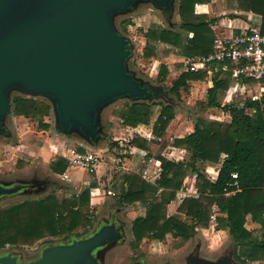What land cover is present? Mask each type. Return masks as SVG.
I'll list each match as a JSON object with an SVG mask.
<instances>
[{
	"label": "trees",
	"instance_id": "obj_1",
	"mask_svg": "<svg viewBox=\"0 0 264 264\" xmlns=\"http://www.w3.org/2000/svg\"><path fill=\"white\" fill-rule=\"evenodd\" d=\"M207 1H179L182 31L173 32L159 23L151 22L143 32L146 37L143 56L156 57V43H168L184 56L212 52L214 34L209 23L213 19L196 13L194 9L196 3ZM238 6L261 16L260 31L264 33V0H238ZM130 21H122L123 29ZM167 74V66L161 63L156 80L164 81ZM203 75L201 71H184L172 81L170 91L180 97L181 87L188 89L192 81L201 79ZM243 80L252 81L248 78ZM260 82L264 86V76ZM229 84L230 78L221 77L219 69L212 77V86L207 88L206 102H198L197 105L201 108H221L230 114V121L198 117L194 120V130L175 140V145L183 146L191 152L188 164L197 178L198 194L183 197L177 207L178 212L185 214L183 219L178 214L167 216L166 205L182 187L184 163L159 157L161 173L154 182L144 179L140 173L121 174L119 202L128 205L138 201L145 208L144 216L132 220L133 238L129 248L133 257L143 254L140 249L143 238L163 240L169 233L186 240L197 231L196 227H206L211 204L215 202L219 210L225 213L224 216L216 217L215 227L227 228L234 242V257L239 260H260V264H264V90L258 97L239 98L221 104L219 94ZM14 104L15 116L36 120L40 130L48 127V123L43 120L48 114V106L44 102L18 97ZM157 106L159 111L153 123V131L160 135L174 115L173 108L168 104L143 101L124 103L114 114L126 125L147 124ZM204 140L214 141V144L205 147ZM131 143L148 149L143 138L134 137ZM223 153L225 157L214 181L207 179L195 166L197 161L216 163ZM67 164L65 158L59 157L51 161L50 166L55 172L62 173ZM231 172L237 173L234 185ZM227 191L232 192L226 194ZM88 201L89 187H86L79 195L58 197L51 194L44 199L26 200L1 208L0 247L5 244L32 245L45 235L66 238L72 233L85 231L94 217L88 208ZM247 213L260 223L259 230L246 229L244 222Z\"/></svg>",
	"mask_w": 264,
	"mask_h": 264
},
{
	"label": "water",
	"instance_id": "obj_2",
	"mask_svg": "<svg viewBox=\"0 0 264 264\" xmlns=\"http://www.w3.org/2000/svg\"><path fill=\"white\" fill-rule=\"evenodd\" d=\"M179 1L0 0V136H9L6 121L14 115L11 92L15 96L45 98L49 114L54 117L52 135H76L91 146L107 142L101 115L118 101H162L177 108L173 94L129 66L136 45L121 24L116 25L115 17H132L143 6H149L176 29L180 26L174 20ZM35 182L22 178L0 181V197ZM101 220L83 234L39 250L2 246L0 264H101L100 251L125 237L116 218ZM194 239L197 244L184 260L178 258L177 264H241L234 258L232 245L207 255L201 237L195 235ZM18 248L30 258L20 260L12 251ZM163 259V264H172L167 257ZM130 264L148 263L139 257Z\"/></svg>",
	"mask_w": 264,
	"mask_h": 264
},
{
	"label": "crops",
	"instance_id": "obj_3",
	"mask_svg": "<svg viewBox=\"0 0 264 264\" xmlns=\"http://www.w3.org/2000/svg\"><path fill=\"white\" fill-rule=\"evenodd\" d=\"M214 2L215 1L213 0L199 2L196 3L194 7L196 13L205 14L208 18L213 19V21L209 23V26L214 34V39L217 35L237 34L241 29L248 26L260 27L261 16L250 10H244L243 8H240L238 6V0H233V6H223L220 4V6L217 4L213 5ZM255 15L257 16V19L255 22H253ZM143 16H150L151 20H149L147 23H135L137 18H141ZM129 20H131L130 23L126 24L124 29L122 26L121 27L123 31L131 37L132 42L136 45L134 49V57L137 59V61L139 60L141 62L140 64L146 63L148 69L151 67L150 73L147 71L146 74L142 70V76L149 79L151 82H156L157 84L161 85L164 90H168V93L173 94L177 100V103L179 104L177 108H173L171 104H168L173 108L174 115L169 120L163 132L158 135L153 131V123L159 111L156 109L158 106L154 109V114L147 124L139 123L135 126H131L124 124L122 119L114 114V111L120 105L128 103L126 101H118L113 107H110L105 111L103 121H101V125L104 127L108 138L106 143L101 142L98 146H91L76 135L69 134L54 136L51 134V138L57 141L58 144H51V148L54 149L55 152L53 155H51V160L47 161L43 156H41L43 161L40 163L42 168L41 172L44 174L42 175V178L37 177L39 176V174L36 173L37 169L35 170L32 167L34 159L30 162L23 163L20 168H15L16 170L13 169L16 175L22 176H17V178L31 180V182H37H35L33 186L27 187L26 189H23L19 192L0 197V209L26 200L34 201L44 199L51 194H55L58 197L79 195L86 187H89L88 208L94 214L92 221L95 218V214L98 212H101L103 215V217H101V221H105L106 219L108 220L110 218H116L121 227L123 226L122 221H127L125 223L127 235L131 242L133 238L131 231L132 220L137 216H144L145 208L142 207L138 201H134L128 205L121 204L119 202V191L122 183L121 174L126 172L140 173L144 179L154 182L159 178L161 173V161L159 157H163L171 162L184 163L182 187L177 190L175 197L167 203L166 215L168 216L171 214H178L181 219L185 217L184 213L177 211V207L183 197L196 196L198 194L197 178L195 172L191 170V165L188 164L190 162L191 152L183 146L175 145V140L178 138H183L191 133L194 130V120L198 117L216 119L220 121H230V114L227 111H223L221 108H201L199 105H197L198 102H206L207 88L212 86V77L219 70V66L215 63L211 64L210 67L213 69L211 72H208L204 68H199L193 71H201L204 73V75L201 79L192 81L188 86V89H183L181 87L180 97L177 96L170 91L172 81L184 71H191L186 65L187 58H193L201 55L184 56L177 51L176 47L168 43H156V57L146 58L142 54V50L146 45V37L143 32L147 29L151 22L159 23L165 29L173 32L182 30L179 25L176 29L175 26L169 25L158 11L149 6H143V8L133 14ZM174 20L176 23L180 22L179 10L175 15ZM160 55L164 58L161 59ZM161 63L165 64L168 69V74L165 80L162 82L156 80V75ZM220 76L229 77L228 73L222 70H220ZM260 85L263 86L261 83ZM199 87L203 88V96H199L189 102L184 101V93H188L190 89L193 88L198 90ZM246 88L256 89L258 87L254 82H248L243 86L241 82L230 78V84L228 88L219 94L220 103L223 104L234 99H239L231 98L230 96L236 91L239 93L245 92ZM259 95L260 93L256 94L255 96L258 97ZM157 102L161 103L162 101ZM134 137L145 139L148 149L145 150L133 145L131 141ZM18 141L19 136L16 135V141L13 142V146L12 144L9 145L8 142L7 145H5V148H13L14 145H18ZM203 144L205 147L211 146L214 144V141L204 140ZM90 148H93L94 151L90 150ZM71 149L78 151L88 150L99 154L100 162L97 165V168L93 171H88L82 167H74V165L67 164L62 173L55 172L50 166L51 161L56 160L59 157H63L67 160V157L69 156L68 152ZM103 153H106V155H103ZM224 157L225 154H221V158L216 163L197 161L195 166L204 174L207 179L214 181ZM75 168L78 172L72 171V169L74 170ZM110 168H113L114 170L111 178L107 181L106 177L104 176L108 174ZM231 192L232 191H227L225 193L230 194ZM136 207L139 209H135ZM224 215L225 213L221 212L218 208L216 217ZM216 217L214 220H211L209 214L207 226L196 227L197 231L191 237L186 239L189 240V242H192L194 241V236L199 235L202 240V250L207 255L219 252L225 245H232L234 247V242L232 241L227 228H224L223 226V228L215 227ZM244 226L248 230H259L260 223L253 220L250 213H247L245 215ZM168 236L172 238H179L173 237L169 233L166 235V237ZM47 237L53 238L51 235H45L37 241ZM163 240H151L143 238L140 249L145 255L146 253L142 250L143 242L148 241L161 243ZM6 245L14 244H5V246ZM140 256L141 255L134 257L133 259H137ZM237 260L241 264H260V260Z\"/></svg>",
	"mask_w": 264,
	"mask_h": 264
},
{
	"label": "rangeland",
	"instance_id": "obj_4",
	"mask_svg": "<svg viewBox=\"0 0 264 264\" xmlns=\"http://www.w3.org/2000/svg\"><path fill=\"white\" fill-rule=\"evenodd\" d=\"M213 1H215L213 5L220 4L223 6L224 5L233 6L234 4L233 0H213ZM126 17H130V14L124 16H116L115 17L116 25L121 24L122 26L121 20ZM256 19L257 16L255 15L253 22H255ZM149 20H151L150 16H143L141 18H137L135 23L138 24L144 22L147 23ZM160 58L162 59L164 57L160 55ZM140 63L141 62L139 60L137 61V59L134 56L132 57L131 60H129V66H131V68H133L134 70H137V73L139 75H142L143 71L146 74L147 71L150 73L151 67L148 69L146 63L145 64H140ZM257 87L258 88L256 89L246 88L245 92L242 93L241 92L239 93L238 91L233 92V94L230 97L241 98V97L254 96L260 93L259 87H261V85L258 84ZM11 93H12L11 96L14 98L13 100H15L18 97L27 98V97L15 96L16 94L15 92H11ZM199 96H203V88L200 87L198 90L193 88L190 89L188 93L183 94L184 101L186 102L194 100ZM28 99L39 100L47 105L46 103L47 100L45 98L42 99L28 98ZM106 109L107 108L103 110L102 112L103 115ZM101 117H102L101 120L103 121V116L101 115ZM43 120L48 123V127L44 130H40L38 128L37 125L38 123L36 120L26 118L23 116H15V115H13L12 117L9 116L7 118L6 125L8 126L9 136L8 137L0 136V181L8 182L11 179H15V178L17 179V176L22 177L20 175H16L13 169L15 168L18 169L21 167V165H23V163L30 162L33 159L34 162L32 164V167L35 170L37 169L36 173L39 174V176L37 177L42 178V175L44 174L43 172H41L42 168L40 163L43 162L41 156H43L47 161L51 160V155L55 153L54 149L51 148V144H58L57 141L51 138V134L53 132L54 117L53 114L52 115L49 114V106H48V114L44 116ZM16 135L19 136L18 145H14L13 148L6 149L5 145H7L8 142L9 145L12 144L13 146V142L16 141ZM101 142L106 143V141L103 140ZM103 155H106V153H103ZM19 159L21 160L20 163H18ZM113 170H114L113 168L112 169L110 168L108 174L104 176L106 177L107 181L111 178ZM72 171L78 172L76 168L74 170L72 169ZM135 209H139V208L136 207ZM101 217H103L101 212L96 213L95 218L93 219V221H91L90 226H88L85 231H82L80 233L83 234L87 232L89 229L91 228L93 229V227L97 225L98 219H101ZM126 222L127 221H122L123 223L122 229L125 233V237L123 238V240L117 243L110 244L109 246H106L104 250L100 251L99 255H100L101 264H130V262L133 260L134 258L133 253L131 252L128 245L130 240L127 235V228L125 224ZM79 234L72 233L68 235L66 239L71 235H79ZM61 239H65V238L47 237L40 241H35L32 245L29 246L35 248L36 250H39L45 245L58 242ZM193 240L195 239L193 238ZM198 243H200V241H198ZM196 244H197L196 241L189 242V240H185L182 238H172L170 236L166 237V239H164L161 243L145 241L142 244V250L146 254L145 255L142 254L140 257H144L148 264H163L164 262H166V259H163L165 257L168 258L170 263L177 264L176 260L180 257L182 260H184V257L192 250V248ZM29 250L31 251V249ZM12 251L18 254L20 260L22 261H25L28 258H30V257H24L22 255L23 253L22 249L19 248L12 249Z\"/></svg>",
	"mask_w": 264,
	"mask_h": 264
},
{
	"label": "built area",
	"instance_id": "obj_5",
	"mask_svg": "<svg viewBox=\"0 0 264 264\" xmlns=\"http://www.w3.org/2000/svg\"><path fill=\"white\" fill-rule=\"evenodd\" d=\"M213 45L212 52L187 58V68L191 71L204 68L211 72L213 69L210 65L215 63L220 70L226 71L230 78L241 82L243 86L248 82L257 85L261 83L260 79L264 76V33L259 26H248L237 34L217 35ZM245 78L252 81H244ZM259 89L261 93L264 87ZM68 153V165L79 166L88 171L95 170L100 162V155L88 150L71 149ZM231 177L234 179L232 184H236L237 173L231 172ZM211 208L210 219L214 220L217 204L213 203Z\"/></svg>",
	"mask_w": 264,
	"mask_h": 264
}]
</instances>
